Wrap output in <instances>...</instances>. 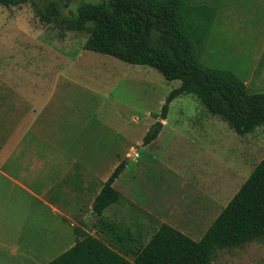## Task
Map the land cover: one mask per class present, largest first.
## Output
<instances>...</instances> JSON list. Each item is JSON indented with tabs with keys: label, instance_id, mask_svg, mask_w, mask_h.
I'll use <instances>...</instances> for the list:
<instances>
[{
	"label": "rangeland",
	"instance_id": "1",
	"mask_svg": "<svg viewBox=\"0 0 264 264\" xmlns=\"http://www.w3.org/2000/svg\"><path fill=\"white\" fill-rule=\"evenodd\" d=\"M52 1L58 8H50ZM82 1L108 4V0H30L15 7H0V78L18 86L28 75L50 73L40 70V64L66 62L62 56L73 58V68H77L74 78H87L89 84L75 82L68 87L67 96L62 93L74 113L66 120L79 121L81 135L99 146L100 168L104 162L107 174L127 159L113 183L122 198L106 209L103 217L114 224L132 226L142 242L161 223L198 237L264 156V125L241 138L226 122L208 114L195 96L180 95L169 104L158 136L143 146L144 134L179 82L166 81L152 67L83 50L86 31L62 34L58 23L73 16ZM185 2L200 7L204 14L209 7L216 9L200 51L201 63L248 80L250 93L264 92V76L258 72L249 75L250 60L264 45V0ZM48 6L55 18L52 23L38 17V10ZM227 15L229 20L221 23L219 18ZM201 22L205 24L204 19ZM133 216L136 225L131 224ZM87 219L94 228L91 233L102 238L92 212ZM213 262L264 264V239L217 250Z\"/></svg>",
	"mask_w": 264,
	"mask_h": 264
},
{
	"label": "trees",
	"instance_id": "2",
	"mask_svg": "<svg viewBox=\"0 0 264 264\" xmlns=\"http://www.w3.org/2000/svg\"><path fill=\"white\" fill-rule=\"evenodd\" d=\"M30 0H0V7H15ZM50 8H58L50 2ZM49 6L38 17L52 23ZM204 9V8H203ZM185 0H108L80 2L75 14L58 28L86 31L83 50L113 56L130 65L156 69L166 81L179 82L165 97L158 119L141 144L153 141L162 129L169 104L191 94L211 116H217L239 137L264 125V92L248 93L232 71L210 68L200 61L211 14ZM209 13V14H208ZM204 19L205 24H202ZM127 159L114 167L91 205L103 238L84 234L73 246L47 264H214L217 250L239 248L264 239V156L207 227L193 240L167 223H161L142 242L127 228L103 217L122 194L113 186Z\"/></svg>",
	"mask_w": 264,
	"mask_h": 264
},
{
	"label": "crops",
	"instance_id": "3",
	"mask_svg": "<svg viewBox=\"0 0 264 264\" xmlns=\"http://www.w3.org/2000/svg\"><path fill=\"white\" fill-rule=\"evenodd\" d=\"M254 54L249 75L264 76V45ZM62 57L66 62L40 64L49 74L28 75L18 86L0 78V264H47L84 234L93 235L87 218L109 174L104 162L100 168L99 146L81 135L79 121L66 120L74 113L62 93L89 79L74 78V59Z\"/></svg>",
	"mask_w": 264,
	"mask_h": 264
}]
</instances>
